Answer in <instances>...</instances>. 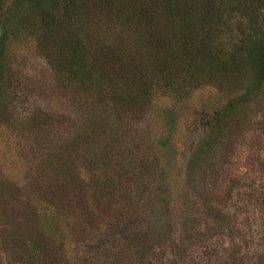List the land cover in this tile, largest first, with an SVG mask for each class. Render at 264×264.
Masks as SVG:
<instances>
[{
  "label": "rangeland",
  "instance_id": "obj_1",
  "mask_svg": "<svg viewBox=\"0 0 264 264\" xmlns=\"http://www.w3.org/2000/svg\"><path fill=\"white\" fill-rule=\"evenodd\" d=\"M258 6L256 19L262 21L264 0ZM10 51L22 73L24 107L41 104L55 112L57 131L72 133L80 127L78 109L54 92L47 66L33 44L12 43ZM242 72V80H234L226 91L218 83L204 85L192 89L184 102L162 99L142 119L121 121L115 131L126 165L114 173L106 170L110 184L105 198L93 179L95 165L90 158L95 150L83 147L72 156L67 165L77 163L84 182L82 189L69 187L66 192L71 206L85 216L86 231L77 234L81 223L68 213L69 206H64L61 216L48 215L42 224L45 243L39 260L25 253L28 229L33 227L25 215L31 206L33 211L45 208V200L50 204L51 200L35 195L42 190L32 183L38 171L31 166L38 168L37 161L23 156L8 125L1 123L0 264H87L90 258L103 264L115 255L110 250L121 249L113 238L125 229L138 233L120 239L128 264H255L264 252V83L261 90L246 94L252 81L249 72ZM234 102L237 105L228 109ZM221 114L226 117L218 124ZM5 116L0 112V118ZM71 120L75 127L69 129ZM99 164L101 172L105 165ZM139 164H144L141 171L148 178L138 201L127 211V203L116 197L118 182L123 178L130 193L138 191L143 176ZM42 168L51 169L46 163ZM33 185L36 190L31 193ZM7 205L15 210L5 209Z\"/></svg>",
  "mask_w": 264,
  "mask_h": 264
},
{
  "label": "trees",
  "instance_id": "obj_2",
  "mask_svg": "<svg viewBox=\"0 0 264 264\" xmlns=\"http://www.w3.org/2000/svg\"><path fill=\"white\" fill-rule=\"evenodd\" d=\"M261 2L0 0V112H6L0 124L8 125L14 146L22 149L23 156H29L33 163L37 161L34 164L38 168L31 166L38 171L32 183L42 190L35 195L51 200V204L45 200V208L33 211L31 206L25 215L27 222H33L28 229L31 234L26 231L30 236L26 238L27 256L32 260L43 257L42 224L48 215L61 216L67 209L64 206H69L68 213L81 223L77 234L86 231L85 216L71 206L70 194L66 192L69 187L83 188L77 163L67 165L81 148L96 151L92 152L95 157L90 158L95 165L92 174L105 198L104 190L110 184L106 170L114 173L117 167L126 165L115 131L121 121L142 119L162 99L184 102L192 89L204 85L218 83V88L226 91L234 80H242V71L249 72L252 81L246 94L261 90L264 20L256 19ZM30 42L47 66L54 92L71 100L78 109L83 122L76 128L71 120L69 129L75 127L72 133L57 131L55 112L41 104L23 105L26 92L22 73L14 65L10 47L12 43L18 46ZM236 105L234 102L227 108ZM223 115H218V124L225 119ZM172 124L168 123L169 132ZM216 125L217 121L211 128L217 129ZM110 130L113 135H107ZM59 147H64V151ZM103 162L104 170L98 172L99 163ZM44 163L51 167L47 172L42 168ZM138 168L143 175L144 164ZM146 178L147 175L141 176L140 189L132 193L123 178L118 182L116 197L127 203V211L138 201ZM35 190L33 185L30 192ZM148 191L152 192L150 188ZM5 209L13 212L15 207L7 205ZM123 231L117 239L113 238L121 249L110 250L115 255H108L109 261L103 264H128L123 251L125 243L120 239L123 234L125 240L138 233ZM53 232L57 234V229ZM263 255L264 252L259 254L255 264L264 262ZM87 264L94 262L90 258Z\"/></svg>",
  "mask_w": 264,
  "mask_h": 264
}]
</instances>
